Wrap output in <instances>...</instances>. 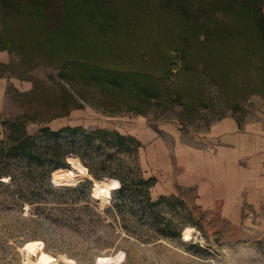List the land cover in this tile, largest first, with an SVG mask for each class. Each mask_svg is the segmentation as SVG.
<instances>
[{"label": "rangeland", "instance_id": "rangeland-1", "mask_svg": "<svg viewBox=\"0 0 264 264\" xmlns=\"http://www.w3.org/2000/svg\"><path fill=\"white\" fill-rule=\"evenodd\" d=\"M243 2L13 0L0 7V264H19L23 243L35 239L76 264L119 251L120 264H264V191L244 192L236 209L154 198L136 134L171 125L197 141L226 120L264 130V41ZM81 63L123 75L125 86H91L80 79ZM18 118L39 152L56 145L61 168L72 169L76 156L91 178L57 186L54 161L13 157L19 133L10 137L9 123ZM44 127L84 132L56 142L40 137ZM104 131L131 139V151L110 135L103 140ZM94 174L152 183L99 201Z\"/></svg>", "mask_w": 264, "mask_h": 264}, {"label": "crops", "instance_id": "crops-1", "mask_svg": "<svg viewBox=\"0 0 264 264\" xmlns=\"http://www.w3.org/2000/svg\"><path fill=\"white\" fill-rule=\"evenodd\" d=\"M160 129L159 135L147 127L136 133L142 170L155 178L152 197L179 195L210 209H236L244 192L264 191V130L226 120L192 141L171 125Z\"/></svg>", "mask_w": 264, "mask_h": 264}, {"label": "trees", "instance_id": "trees-1", "mask_svg": "<svg viewBox=\"0 0 264 264\" xmlns=\"http://www.w3.org/2000/svg\"><path fill=\"white\" fill-rule=\"evenodd\" d=\"M13 0H0V7L5 9L12 7ZM249 8L252 13V19L254 22V26L256 29V33L258 34L259 38L264 41V7L261 0H244V2ZM79 70H80V79L85 81L86 83L93 86L94 84H108L112 87L120 85L125 86L124 81L125 78L122 75V78L118 76L116 72H110L108 70L104 69H98L92 65L81 63L79 64ZM61 74V72H60ZM61 75H64L63 73ZM65 76V75H64ZM64 78L68 83H71L72 79L68 77H62ZM96 82V83H95ZM9 129H10V137L14 136L15 133H19V141L16 145L13 146V150L11 152V155L13 157L17 156H24L28 160H34L38 162L39 164H44L45 160L54 161V163L51 166V171H54L57 168H61L64 166L63 162L58 157V150L57 146L53 145L52 147H49L48 150H46L45 153L39 152L38 148L36 147V137L27 135L24 131V122L18 118L12 122L9 123ZM8 129V130H9ZM40 137L45 139H54L56 142H58V138L60 134L62 133H72L73 135L76 133H83L84 130L80 127H63L57 131H52L48 129L47 127H44L40 130ZM110 135L112 138L110 139V142L114 143V145H117L118 147L126 150L131 151V147L126 142L131 140L126 137L120 136L116 133L109 134L107 132H103L101 135V138L103 140L106 139V137ZM90 137L88 134L86 135ZM93 137V135H91ZM74 136H72L73 138ZM47 149V148H46ZM2 153H4V148L1 149ZM48 151V152H47ZM6 153V152H5ZM45 155L47 157L45 158ZM4 175H9L10 178H12L11 174L8 172H1ZM93 172H89V174H92ZM94 177L96 179H99L100 175H95ZM118 179L120 182V186L118 189H124L127 186H136L140 187L141 185L148 187L150 186V182L152 183L151 179H142L138 178L135 181L127 182L126 180L120 178V177H112Z\"/></svg>", "mask_w": 264, "mask_h": 264}, {"label": "bare ground", "instance_id": "bare-ground-1", "mask_svg": "<svg viewBox=\"0 0 264 264\" xmlns=\"http://www.w3.org/2000/svg\"><path fill=\"white\" fill-rule=\"evenodd\" d=\"M72 169L57 168L52 172L51 180L57 186L74 185L79 181L80 177L87 176L91 178L89 171L78 157L74 156L71 160ZM6 178V177H4ZM120 182L116 178L103 177L93 179L92 197L99 201H106L110 197L112 190L119 188ZM190 227H186L182 232L183 241L191 239ZM23 259L19 264H76L73 258L65 256H55L45 250L42 240H27L21 247ZM125 254L119 251L114 254L99 255L95 259V264H120L124 261Z\"/></svg>", "mask_w": 264, "mask_h": 264}]
</instances>
